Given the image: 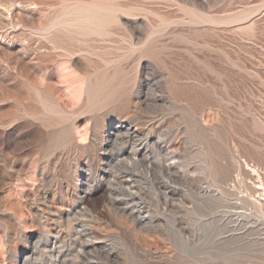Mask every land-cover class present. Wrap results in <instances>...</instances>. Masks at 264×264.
Wrapping results in <instances>:
<instances>
[{
    "label": "rangeland",
    "instance_id": "rangeland-1",
    "mask_svg": "<svg viewBox=\"0 0 264 264\" xmlns=\"http://www.w3.org/2000/svg\"><path fill=\"white\" fill-rule=\"evenodd\" d=\"M0 264H264V0H0Z\"/></svg>",
    "mask_w": 264,
    "mask_h": 264
},
{
    "label": "bare ground",
    "instance_id": "bare-ground-1",
    "mask_svg": "<svg viewBox=\"0 0 264 264\" xmlns=\"http://www.w3.org/2000/svg\"><path fill=\"white\" fill-rule=\"evenodd\" d=\"M118 127L119 126L114 127L113 132L109 133L108 137H106L105 142H104L105 149L108 151L110 147L117 144L118 139H120V140L122 139V141L124 139H126L128 144H123V145H131V146L133 145V146L132 147H130V146L122 147L119 150V152L117 153V161L119 163L121 162L123 164L130 165V163H132V161L135 162V161L140 160V159L142 160L143 158L145 159L147 154H146V151L144 150L145 148L143 146V142H138L136 144H133L135 141L133 143L130 141L134 138L136 139L139 136V132L137 130V127L133 128L132 126H128V127H126V129L123 133H122L121 129H119ZM117 128L119 129L118 134L114 133V131ZM114 135H116V136L114 137ZM126 141H124V142H126ZM129 142H131V144H129ZM111 154H112V152H111ZM115 154H116V152H115ZM110 156H113V154ZM131 176L132 175H130L129 173H126V175L124 177L127 178V181H130Z\"/></svg>",
    "mask_w": 264,
    "mask_h": 264
}]
</instances>
